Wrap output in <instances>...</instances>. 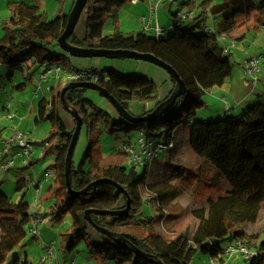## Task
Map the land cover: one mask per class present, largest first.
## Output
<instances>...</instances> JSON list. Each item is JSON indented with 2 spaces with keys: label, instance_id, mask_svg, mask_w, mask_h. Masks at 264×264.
I'll return each instance as SVG.
<instances>
[{
  "label": "trees",
  "instance_id": "1",
  "mask_svg": "<svg viewBox=\"0 0 264 264\" xmlns=\"http://www.w3.org/2000/svg\"><path fill=\"white\" fill-rule=\"evenodd\" d=\"M126 1L89 0L80 17L84 18V27L78 31V22L68 41L84 48L125 49L153 54L176 70L186 83L187 91L169 110L154 120L129 122L121 117L115 126H119L118 129L138 130L148 140L165 143L174 140L181 126H189L190 147L220 171L231 189L217 199L209 200L208 208L193 210L198 221L193 236L180 233L166 239L156 228L164 214L165 219L168 217L167 209L171 202L181 196L180 190L165 181L153 184L151 167L125 164L127 154L123 151L118 152L123 156L114 164L105 166L96 162L94 151L99 143V122L108 120L110 114L86 97L89 88L77 87L66 98L82 117L83 127H86L92 139L79 168L72 163L71 185L75 192L70 194L66 185V157L76 121L69 128L63 119L61 93L73 81H91L82 77L54 84L37 104L34 123L42 120L52 123L50 135L38 143L45 146L44 158L49 154L54 155L55 168L53 181L47 187L48 196L43 198L45 187L41 189V204L48 202L46 211L43 212L38 206L37 209L42 217H49L55 224L61 223L68 213L72 222L61 236L63 248L69 252L84 241L91 255L105 264H190L198 254L208 255L211 259L235 240L249 241V234L240 224L257 221L264 204V94L238 114L205 119L199 117L197 112L205 106L206 91L222 85L233 72L231 55L228 54L230 48L222 45L221 36L244 26L249 31L256 28L264 31V1L222 0L215 3L214 0H200L196 7L199 13L193 18L184 19L178 14L179 11L172 14L173 31L167 36L124 32L118 25H115L112 33L103 34L106 17L114 7ZM39 2L16 1L9 5L11 15L2 24L4 34L0 38V64L10 70L9 79L13 80L16 72H28L44 63L70 64L58 42L67 25L69 13L62 11L49 20ZM195 2L183 0L184 5ZM208 13L221 18L217 31L207 29ZM92 70L98 77L96 83L105 87L126 108L131 101L153 104L144 110L143 115L167 99L176 83L164 69L169 75L171 88L166 96L159 98L160 85L147 75L128 74L113 67ZM27 76L30 77V74ZM2 86L0 83V89ZM118 129L113 127L112 132ZM26 134L34 145L28 163L23 162L24 167L29 168L32 162L35 163L33 155L38 144ZM47 143H52L51 147L47 148ZM171 152L172 148L162 154H166L169 160L173 159ZM88 160L91 165L85 170L82 164ZM13 165L2 169L8 171ZM139 166L143 167L142 172L138 170ZM29 181L31 184V178L27 175L17 182V189L23 188V183ZM37 185L36 182L34 186ZM144 191H147L146 195ZM129 200L131 205L126 214L99 213L100 210H124ZM144 202L153 207L151 215H144ZM30 208L26 195L15 201L0 188V264H5L9 252L25 239L28 232L36 235L35 238L40 236L39 227L37 233L31 231ZM87 212L94 224L87 219ZM95 225L115 235L127 236L130 243L144 251L148 258L138 255L130 244L117 241L115 236L98 230ZM223 242H227V246H223ZM252 245L255 255L247 263L264 264V237ZM21 263V257L16 255L9 264ZM25 264L30 263L26 260Z\"/></svg>",
  "mask_w": 264,
  "mask_h": 264
},
{
  "label": "rangeland",
  "instance_id": "2",
  "mask_svg": "<svg viewBox=\"0 0 264 264\" xmlns=\"http://www.w3.org/2000/svg\"><path fill=\"white\" fill-rule=\"evenodd\" d=\"M221 1L222 0H214L215 3H220ZM255 1H261V0H255ZM198 2H200V0H196L195 4L190 7L196 9ZM167 3L170 4L169 2ZM163 8H164L163 11L165 10V15H167V17L170 18L172 14V12L170 11V7L168 8L167 6L166 9L165 7ZM185 8L187 9V6H185ZM178 9L179 8L177 4L173 5L172 7L173 11L175 10V12H177ZM218 19L220 20L221 18L219 17L216 19L212 14V15H208L207 21L208 23H212L214 22L213 20H218ZM83 27H84V18L80 19L79 21L78 31ZM110 29L113 30L112 20L108 19L104 28L105 33H108ZM236 57H238V54L236 55ZM116 61L118 62V64H122V66L118 68L122 72L132 73V74H136L137 72H139V70L136 68L128 67L130 66L131 62H136V63L139 62L138 59L122 58ZM9 72H10L9 69H7L5 66L0 64V80L3 81V83H6L9 92V95L6 96L5 95L6 91H0V107L3 106V104L5 103L7 104L9 101L12 102L11 97L14 98L13 101H15L16 99H20V98L23 99L26 97V101H27V99L33 95V89L35 87L34 81L32 82L27 81L20 72L15 73L13 80L9 79L8 77ZM33 75L34 76L36 75V77H38L36 73H33ZM153 75L154 74H150L149 77L153 78ZM14 82L25 84L26 86L25 89L22 91H19L17 89L13 90L12 86ZM90 82H96V81H90ZM86 97L92 99L102 110L110 114V118L108 120L102 119L99 122V126H98V128L100 127L99 143L96 147V150L94 151V160L99 164H103L105 166L114 164L123 156L118 153L119 152L118 149L125 146L124 144L126 143L136 142L137 138L140 136V132L135 129H131V130L118 129L119 126H115V123L116 121L121 120L122 116L117 111L113 103L104 96H102L97 90L89 88L86 91ZM38 99L39 98H37V102ZM132 103L134 104L133 108L136 109L137 108L136 104H138L139 101H134ZM35 110L36 109H34L33 112L30 114V117L23 122L24 124L23 123L19 124L18 129L22 132H29L30 134L33 133L31 139H34L36 141H38L39 139L41 141L43 139H46L50 135L52 129V123L49 120H42L38 124L34 125L33 122H34ZM207 111L208 110L206 109V112ZM202 112H203V108L198 110L197 114L200 115L202 114ZM208 112L210 113V111ZM66 116L67 117L69 116V120H71L70 113H68ZM18 123L19 121L16 120V124ZM113 127L117 128L118 130L112 132ZM189 129H190L189 126H181L178 130L177 136H175L174 140L172 141L173 147H171L172 148L171 153L173 159L171 158L167 160L166 154L164 155L161 154L157 162L151 161L150 163V167H151L150 176L153 184L157 182L165 181L169 185L176 186L181 192V196H179L176 200L171 202L169 208L167 209V211H169L168 217L165 219L164 217L166 215L164 214V217L161 218V220L159 221L158 228H156L157 231L166 239H171L172 237L180 233H186L190 237L193 236L198 225V221L193 215V210L196 208L198 209L208 208L210 205L209 200L217 199V197L226 194L231 189L229 182L220 173V171L211 163H209L207 160L198 156L192 150V148L189 145L190 144ZM7 134L10 133L8 132V130H5L3 135H0V141H1L0 144L2 143L3 140H6L10 137V135L6 137ZM13 134L11 136H13ZM91 139L92 138L90 137V134L88 133L86 127L84 126L79 135V138L77 140L72 155V163L75 168H79V166L81 165L83 157L85 156L89 148ZM156 154L157 151L156 150L153 151L150 148H148L145 151L146 157H151ZM34 155H39V152L36 151ZM39 159H41V157ZM51 161H52V157L48 156L37 161L30 168H24V163H23L22 165L19 164L20 169H18L17 171L15 169L10 171H5L0 169V182L4 181L3 183L4 186L6 187L5 189L7 190L8 194L12 196L13 200L17 201L18 199H20L21 195L20 193H18V191L15 190L17 186L16 182L26 178L27 175H29L30 177L34 178L36 181L39 180L43 182L45 189L43 190L42 197L45 198L46 196H48V192H47L48 182L45 181L43 177L47 167L51 166ZM125 164H129L132 167H136V165L131 163V161L129 162V158L127 159V162H125ZM82 165L85 170H88L91 165L90 160H88L86 163ZM138 170L142 172L143 167L139 166ZM146 192L147 191H144V195H146ZM26 198L30 202L33 201L32 191H30L27 194ZM47 203L48 202L46 201H43V204H41V202L39 203V207L42 208L43 212L46 211ZM142 210L144 212V215L146 216L151 215L154 212L153 207H150L146 202H144L142 206ZM71 222L72 220L68 213L67 215L64 216L63 221L57 224H54L52 220L48 217V220L47 219L44 220L43 223L46 225V227L49 228H52L54 226V237L57 234V238L54 239L55 242L53 241L52 243L44 244L45 240L43 239L42 235L37 236L38 237L37 239L34 237L36 235H33L32 233L28 232L25 239L20 244H18L11 252H9L5 264H9L10 262H12L16 255H19L21 257L22 259L21 264H25L26 260L30 264H57L58 252H60L61 261H63L64 264H70L68 262L69 261L68 255L66 259L63 260V254H67V251L65 250V248H63L61 244L62 242L61 236L63 232L70 226ZM240 227L244 228L245 231L249 234L250 237L249 241L246 240L247 242L243 241L241 243L240 240H238L240 242L235 240L224 250H220L217 255H213V256H217L219 260H221L222 259L221 256L227 257L229 250L233 249L232 246H236V245L238 246V243H241L239 244L241 248L238 251H233L235 252L236 255L234 256L233 259H231L228 262V264L235 259L236 260L232 261L230 264H248L247 261L253 259L255 255V250L252 244L259 241L262 236L264 237V204L262 206L257 221L252 223L248 222V223L240 224ZM89 230H92V227H89ZM42 231L43 230L41 229V234ZM1 234L2 232L0 231V237ZM44 236L50 237L47 236L45 233ZM51 239L52 238H50V240ZM222 244L223 246H227V242H223ZM246 244H248V246H246ZM43 246L46 250L43 248ZM50 248L54 249L56 253V258L52 260L51 259L45 260L44 258L49 252ZM75 249H76L75 250L76 253L77 251H79V253L89 256V253L87 251L88 250L87 245L84 241L78 243ZM190 264H211L210 257L208 255L198 254L197 257L193 259Z\"/></svg>",
  "mask_w": 264,
  "mask_h": 264
},
{
  "label": "crops",
  "instance_id": "3",
  "mask_svg": "<svg viewBox=\"0 0 264 264\" xmlns=\"http://www.w3.org/2000/svg\"><path fill=\"white\" fill-rule=\"evenodd\" d=\"M16 1L20 2V1H27V0H0V38L4 34L2 24L11 15V12L9 10V5L11 2H16ZM39 1H40L39 5L42 11L46 14L49 20H53L58 14L62 13V11L64 13H69L72 10V7L74 6V3L76 0H39ZM262 1L264 0L255 1V2L261 3ZM167 2H169L170 4H168ZM175 4L178 5L179 9L177 10V12L179 11L178 14L181 17L183 16V14H187L189 12H193L194 16L196 15L197 12L199 13V11L196 12V9H193V7H190V6H193L195 3L193 5L188 6V5H184L183 0H138L136 2H134L133 0H128L123 5L119 7H114L111 10L110 14L105 19L104 28L107 23V20L111 19L113 30H114L115 25L116 26L118 25L121 30H123L124 32H129V33L147 32V33L156 35L157 37V30H162L163 35L165 36L170 35L173 31L171 29L172 28L171 26L173 24L172 14L177 13L175 12V10L174 11L172 10L173 5ZM167 6L168 8L170 7V11L172 12L170 18H168L167 15H165V10L163 11L164 9L163 7H165L166 9ZM185 6H187V9L185 8ZM208 15H212V14L211 13L207 14V17H206L207 29L209 31H217L221 23V19L213 20L214 22L208 23L207 21ZM214 17L216 19L219 18L217 16H214ZM113 30L110 29L108 33H112ZM108 33H105V30L103 29V34H108ZM220 41L224 47L230 48L228 54L231 55V60L233 63V72H232V75L228 77L227 80L222 85L215 86L212 89L206 91L204 95L205 106L203 107L202 114L198 115L199 117L205 118V119L219 117L225 114H238L242 110H244L247 106H250L255 101L260 99L262 95L264 94V31L262 30V28H256L250 31L247 29V26H244V28L242 29L237 28L229 34L222 35ZM237 54H238V57H236ZM67 56L68 57L66 59H67V62L70 63L69 65L60 64V63L52 64V65L62 66L64 68L76 67V68H81V69L90 68V69H100V70L104 68H109V67H113L119 70L118 68L122 66V64H118V62L116 61L118 59H110L107 57H93V58L73 57L68 54ZM252 58H257L258 60V70L255 71L254 76L251 73L247 72L248 67L246 65V62ZM44 64L34 66L31 71L20 72L27 81L29 82L34 81L35 87L33 89V95L30 96L27 99V101H26V97L23 99L21 98L16 99L15 101H13L14 98L11 97L12 102L9 101L7 104L5 103L3 104V106L0 107V112H1L0 113V135H3L4 131L8 130L10 134H7L6 137H8L9 135L11 137V135L14 132V129L15 128L18 129L19 124L20 123L22 124L25 120H27L30 117V114L33 112L34 109H36L35 114H34V119H35V115L37 111V104L39 102V99L42 96H44L45 93L48 94V92L50 91V88L54 84L59 83L60 81L69 82V80L66 79L63 75H61L63 76V78L61 79L57 77V75H55V76H51L48 81H44L42 79V74L46 70V66H44ZM152 65H155V64H152V63H149L143 60H139V62L137 63L131 62L130 66L128 67L138 69L139 72H137L136 74H143L147 76H150V74H154L153 78L151 77L150 78L160 85L161 92L159 93V98H163L164 96L168 94L171 88V83L169 82V75L166 73V71L163 68L159 66L157 67V65L155 66H152ZM48 66H51V65H48ZM132 70H135V69H132ZM33 73H36L38 77H36V75L34 76ZM29 74H30V77L27 76ZM128 74H132V73H128ZM0 83L3 85L0 91H6L5 95L8 96L9 95L8 86H6V83H3V81L1 80H0ZM12 87H13L12 88L13 90L17 89L19 91H22L25 89L26 86L25 84L14 82ZM37 98H39L38 102H37ZM132 102L128 104V109L129 111L134 113L135 116L143 115L144 110L148 108L149 106L153 105L150 103L139 102L138 104H136L137 108L134 109L133 108L134 104ZM206 109L210 111V113L208 111L206 112ZM68 113L69 112L65 109V106H64L62 117L65 120V122L68 124V127L70 128L74 126L75 119L70 113L71 120H69V116L68 117L66 116ZM9 114L11 115L14 114V116L10 118L8 117ZM16 120L19 121L18 124H16ZM34 125L36 124L34 123ZM26 133H28L31 137L33 135V133L32 134H30L29 132H26ZM9 138L6 140H3L2 143L0 144V162L5 163L13 159L14 168L12 167L8 171L13 170V169L17 171L18 169H20L19 164L21 165L23 164L25 156L20 153L21 149L17 144H10L8 146L5 145V142L8 141ZM138 138H137V141L133 143L137 144ZM32 140L36 141L34 139ZM39 141L40 140L38 139V141L35 142V144H38L36 145V147H37V151L39 152V155L33 156V161L35 163L43 159L45 155V146L39 145L38 143ZM53 142H55V140ZM52 143H47V146H48L47 148L51 147ZM35 152L36 150L34 151V153ZM48 156L52 157L51 166L47 167V169L51 170V175L47 179L46 177L47 169H46L44 172L43 178L45 181L47 182L49 181L51 183L55 175V168L53 165L54 155L49 154L47 155V157ZM40 157L41 159H39ZM35 163L32 162L31 166H33ZM30 178L33 184L37 182L38 185L34 186L30 184V181H29V182H25L26 184L23 183L24 187L21 189H17V186H16L15 190L18 191V193H20L21 195L20 198H22L24 195L27 196V194L30 191H32L33 201L30 202V206H31L34 203V199L36 195V191H35L36 188L40 187L41 189H43L44 185L42 181H39V180L36 181L32 177ZM3 182L4 181L0 182V188L7 192V190L5 189L6 187L4 186ZM40 202H41V199L39 203ZM39 203H38V207H39ZM41 224H42V227H41ZM41 224L38 227L40 229V235H42L43 239L45 240L44 244L52 243L54 239L57 238V234L54 237V226L52 228H49V227H46L44 223H41ZM70 226L67 229H69ZM41 229L43 230L42 234H41ZM44 233L50 237H45ZM36 238L38 239V237ZM50 238L52 239L50 240ZM87 249H88L87 251L89 253V256H86L85 254H81L79 253V251H77L76 253L75 252L76 249H74L69 252L67 251V254H63V260L66 259L68 255V259H69L68 262L70 264H105L102 261L100 262V260H98L97 257L91 255L90 249L88 248V246H87ZM235 260H232V261H235ZM57 264H64L63 261H61L60 252H58Z\"/></svg>",
  "mask_w": 264,
  "mask_h": 264
},
{
  "label": "water",
  "instance_id": "4",
  "mask_svg": "<svg viewBox=\"0 0 264 264\" xmlns=\"http://www.w3.org/2000/svg\"><path fill=\"white\" fill-rule=\"evenodd\" d=\"M89 0H76L74 3V6L72 7V10L68 14V21L67 25L63 31V33L58 38V42L60 47L65 51L68 55L73 57H84V58H93V57H107L110 59H122V58H130V59H138L143 60L152 64H155L163 69H165L174 79H175V86L170 94V96L161 101L157 107L149 112L148 114L142 115V116H135L132 114L128 108H126L122 103L118 101L116 97H114L105 87L101 86L100 84L96 82H90V81H73L66 85L61 93L62 100L64 102L65 109L71 113V115L74 117L76 121L75 130L73 133V137L70 143V146L68 148V153L66 157V185L68 187V191L70 194H74V190L71 185V172H72V155L74 152L75 145L77 143V140L79 138V135L83 128V119L78 113V111L69 104L68 98L70 97V91L77 87H85L97 90L102 96L110 100L117 111L120 113V115L123 117L125 121L129 122H136L137 120H146L151 121L157 118L159 114L164 113L165 111L169 110L177 101V99L186 93L187 86L186 83L181 79L179 74L176 72V70L170 66L169 64L165 63L158 57H156L153 54L149 53H140L137 51L132 50H125V49H117V50H110V49H93V48H84L72 45L68 39L69 37L74 33L75 28L80 20L81 14L84 11L87 3ZM68 96V98H66ZM117 185V184H116ZM120 187L119 185H117ZM83 193V192H82ZM131 205V201H128V206L124 210L121 211H110V210H100L99 213L106 214V215H121L126 214L129 211ZM87 219L90 223L94 224L92 221L91 216L89 215V212H87ZM98 230H101L107 234H110L111 236H115V239L117 241H125L129 246L140 256L146 257V254L144 251L136 248L134 245H132L127 238V236L123 235H115L111 233L110 231L103 229L97 225H95ZM162 264V263H160Z\"/></svg>",
  "mask_w": 264,
  "mask_h": 264
},
{
  "label": "built area",
  "instance_id": "5",
  "mask_svg": "<svg viewBox=\"0 0 264 264\" xmlns=\"http://www.w3.org/2000/svg\"><path fill=\"white\" fill-rule=\"evenodd\" d=\"M133 1L136 2L138 0H133ZM182 17L184 19L185 18L191 19L194 17V13L189 12L187 14H183ZM162 35H163V31L157 30V37H160ZM246 65L248 67L247 72L251 73L254 76L255 71L258 70L257 58H252V59L248 60L246 62ZM44 66H46V70L42 74V79L44 81H48L51 76H55V75H57V77H59L60 79L63 78V76H64L68 80H78L82 77L90 79L91 81H97V79H98L97 74H95V72L90 68H88V69H81V68H76V67L64 68L62 66H57V65L48 66L47 64H44ZM61 75H63V76H61ZM13 116H14V114L8 115V117H10V118ZM10 144H17L20 147V149H21L20 153L23 154L24 156H27L24 159V162L27 164L28 158L34 150V145L30 142L29 136L26 133L15 128L13 136H11L9 138V140L5 142L6 146H8ZM124 145L125 146L120 148L119 151H123L127 154V157L129 158V162L131 161V163H133V164L148 165L149 167H150L151 161L158 159L159 156L163 152H166L169 149H171V147H173L172 142L165 143V142H157L155 139L154 140H152V139L148 140V139H146V137L144 136L143 133L140 134L137 144L133 143V142H129V143H126ZM148 148L152 149L153 151L156 150L157 154L154 156H151V157H146L145 151ZM13 162H14L13 159L11 161H8L5 163L0 162V168H6L7 165L10 166ZM50 175H51V170L47 169V171H46L47 179ZM31 184L34 185L32 182H31ZM35 191H36V195H35L34 203L31 205V208H30V211L32 212L31 231L33 233H37V231H38L37 227L41 223H43L44 220H46L45 217H42L40 215V213L38 212V209H37L38 203L40 201L41 188L38 187V188H36ZM238 242H240V241H238ZM241 243H238V246L237 245L232 246L233 249L229 250L227 257L221 256L222 257L221 260H219V258L217 256L211 257V259H210L211 264H228V262L231 259H233L234 256L236 255L235 252H233V251H238L241 248L239 246V244H241ZM54 258H56V253H55L53 248H50L49 252L47 253V255L45 256L44 259L45 260H49V259L52 260Z\"/></svg>",
  "mask_w": 264,
  "mask_h": 264
}]
</instances>
